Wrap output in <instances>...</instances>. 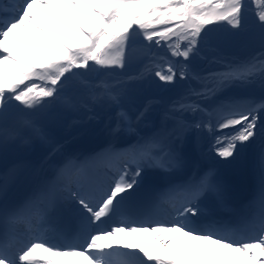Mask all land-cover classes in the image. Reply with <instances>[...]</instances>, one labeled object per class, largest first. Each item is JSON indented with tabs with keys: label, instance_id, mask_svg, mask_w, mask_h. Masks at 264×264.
Returning <instances> with one entry per match:
<instances>
[{
	"label": "snow or ice",
	"instance_id": "1",
	"mask_svg": "<svg viewBox=\"0 0 264 264\" xmlns=\"http://www.w3.org/2000/svg\"><path fill=\"white\" fill-rule=\"evenodd\" d=\"M0 12V114L5 115L15 102L32 116L41 113L58 98L77 69L87 70L92 65L125 67L129 45L138 34L150 44L168 48L173 57L189 61L194 52L199 54V42L217 52L215 44L243 38L252 16L259 25L260 42L254 55L239 64L228 61L222 54L213 56L209 63L225 70L206 75L195 73L187 63L177 66L169 61L166 66L157 65L154 75L166 85L190 76L201 80L200 91H189L204 99L215 98L221 110L215 129L222 135L216 136L209 146V151L218 158V165L205 171L194 170L171 187L170 192L180 194L183 200L170 221L141 226H136L135 221H117L111 227L99 226L124 209L127 196L139 185L151 186L155 169L171 173L185 165L190 150L195 148L197 132L204 125L178 117H173L175 123L171 127L158 130L151 138L142 137L124 153L110 146L109 151L114 155L131 157L123 164L118 179L67 188L66 199L75 201L82 209L81 216L87 214L83 219L96 226L82 244H56L40 236L21 243L6 227L0 232V264H74L72 258L78 257L83 258L84 264H113L105 253L117 248L135 250L142 257V264H264V143L255 161L261 175L262 224L258 234L233 239L210 226L197 227L190 223V219L201 215L198 204L201 197L214 194L223 198L226 184L221 166L235 161L258 136L264 141L261 114L264 103L241 108L240 102L229 94L233 88L255 82L257 74L264 87V0H251V3L246 0H18L11 6L0 0ZM38 14L47 22H41ZM153 22L163 27L157 30ZM212 24L225 26L230 35H206L213 32L214 28L207 27ZM182 42H185L183 48ZM197 108L200 105L173 102V109L179 111ZM143 115L141 112L137 119ZM23 122L32 128L34 135L45 136L39 121ZM225 129L228 131L224 132ZM127 131L135 129L130 127ZM120 132L119 126L109 129L111 136ZM19 134V130L11 133L7 128L3 130L5 140ZM129 163L135 165L134 171L129 169ZM50 183L43 182L40 192L47 191ZM68 211L71 221L74 210ZM16 215V209H4L6 223ZM135 233H154L164 254L128 242ZM178 237L202 243L198 247L191 243L177 247ZM38 249L47 255L38 254Z\"/></svg>",
	"mask_w": 264,
	"mask_h": 264
},
{
	"label": "bare ground",
	"instance_id": "2",
	"mask_svg": "<svg viewBox=\"0 0 264 264\" xmlns=\"http://www.w3.org/2000/svg\"><path fill=\"white\" fill-rule=\"evenodd\" d=\"M3 3L5 5L10 6L8 1L6 2L3 0ZM38 19H40L41 22L44 23L47 22L44 16L38 15ZM88 81L90 82L92 80H88ZM84 87L85 85L78 84L75 85L73 88H71L69 87L68 83H65V86L61 91L63 90L78 91L80 88H84ZM175 94L179 97L180 100H183L181 96L184 94H180L178 91H176ZM103 98L104 96H101L99 93H97L96 101L98 103V106L95 109L87 110L86 116L79 123H76L74 121V119L77 116H72L73 113H77L79 111H74V109L71 108L66 101L58 104L54 110H48L47 108H44L42 110V113L47 119H49L47 121L48 124L53 125L54 128L52 129L51 133L47 136V143L34 148L27 147L23 144L11 143L10 141L14 140L11 136H9L7 140H5L3 136V130L5 128H7L10 133L15 130H19L20 134L17 135L15 139H19L22 136L35 137V135L33 131L26 128L22 120L17 118L15 116V113L11 111V109L8 110L6 115L0 114V169H2V165L4 162H7L12 158V155L14 156L19 154L23 156L33 157L39 172H41V174L43 175L44 174L43 170L46 167L51 166L55 162L60 163L62 161L60 157L66 151H68L73 147L82 145L85 141L89 140L93 136L103 134L102 123L105 121L106 117L112 114V112L109 111L107 116H103L106 110ZM171 100H172V95L170 92L162 93L160 100L161 108L164 110H170ZM239 102L241 108L252 106L247 102H242V101ZM143 103L144 100L141 99L140 105H142ZM203 104L210 109V111H208L207 108L203 107L204 110H206L207 112H213L214 115L213 118L206 116L205 113L203 112L199 115V114H195L193 111L184 113L182 116H184L185 121L202 122L204 125L202 129L197 132V135L194 140L195 148L194 150H190L191 152L190 156L196 154L199 157L211 158L212 156L214 157L216 156L214 153L209 151V146L214 141V138L216 136L221 135V132H215L216 130L215 124L220 119L219 111L212 109L213 102H211L210 99L205 100ZM14 105L20 107L23 114L29 115V113L23 109L22 105L17 103H14ZM128 109H129L128 105L123 104L119 112L122 114L123 113L126 114V111H128ZM185 110L181 112H185ZM261 114L264 115V112H261ZM83 115L84 112L78 114V116H83ZM65 128H68L67 133L64 130ZM259 151H257V140H256L254 144L250 145V149L247 155H245V149H243L241 151V154L239 155V157H237L235 161L231 162L228 165H224L225 168H227V170L234 173L232 175V182L236 186V188L239 185L243 193L247 192L246 176L256 180L257 185L255 186V190L260 189L261 175L255 163ZM117 157H120V155L116 156L114 154H111L110 159L112 162H115ZM83 163L85 164L87 163V157L84 158ZM133 236L134 238L129 237L128 242L130 243L139 242V244L143 245L144 247L149 248L154 252H158L159 246L157 245L155 239L149 233H135L133 234ZM135 238L138 240V242ZM187 243H191L192 245L198 247L199 244H201L202 242L190 241L188 238L178 237L177 247L185 246ZM136 253L137 252L135 250H130V252L125 255L128 257H133ZM161 254L164 253L162 252ZM167 254L173 255L174 253L169 252ZM105 255L113 261V264H117L115 258L119 255V253L116 250L106 252ZM72 259L74 264H80L84 262L82 257L72 258ZM119 264H127V263H119Z\"/></svg>",
	"mask_w": 264,
	"mask_h": 264
},
{
	"label": "rangeland",
	"instance_id": "3",
	"mask_svg": "<svg viewBox=\"0 0 264 264\" xmlns=\"http://www.w3.org/2000/svg\"><path fill=\"white\" fill-rule=\"evenodd\" d=\"M246 2L251 3V0H246ZM153 25H156L155 22H153ZM207 27L208 28H214V30L212 32V34L214 36L230 35V33L224 32L225 26H223V28H224L223 31L221 30V25L212 24V25H208ZM160 29H158V30H160ZM251 31L253 33V36L251 37L252 38L251 41L255 42L254 38H256V40H258V41H256L257 47L251 48L250 49L251 51L248 52L249 46L247 45L246 37L248 35H250L249 33ZM141 39H144L142 34H138L137 37L135 38V40H141ZM233 41H235V42H233ZM224 43H226V44H224ZM224 43H218V44H215V46L217 47V49L220 52L230 53V55L234 59H244V58H246V56H248L250 54H254L260 47L259 25L255 22L254 17H252V16L249 17L246 32H245V35L243 38L236 39V40H230V41H227ZM134 64H139V62L135 61V60H127L126 61V65H134ZM113 69H114V67H110L108 70H113ZM160 86H161V83L159 82L158 78L154 77L153 79L147 80V81L143 82L142 84H138L137 90L135 93L132 91V88L131 89L129 88V90L131 91V94L129 96L133 97L136 94L139 95V94L144 93L146 90L155 89V88L160 87ZM124 97L128 98V96H124Z\"/></svg>",
	"mask_w": 264,
	"mask_h": 264
}]
</instances>
